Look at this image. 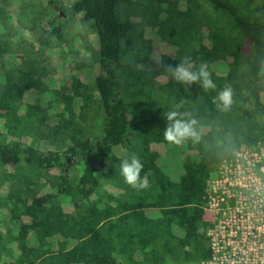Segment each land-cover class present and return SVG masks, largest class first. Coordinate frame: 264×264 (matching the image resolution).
I'll return each instance as SVG.
<instances>
[{"label":"trees","instance_id":"obj_1","mask_svg":"<svg viewBox=\"0 0 264 264\" xmlns=\"http://www.w3.org/2000/svg\"><path fill=\"white\" fill-rule=\"evenodd\" d=\"M176 4L0 0V264L211 257L208 182L242 145H264V0ZM185 59L207 63L216 89L172 79L165 66ZM172 110L198 141L164 140ZM130 155L145 188L120 175Z\"/></svg>","mask_w":264,"mask_h":264},{"label":"built area","instance_id":"obj_2","mask_svg":"<svg viewBox=\"0 0 264 264\" xmlns=\"http://www.w3.org/2000/svg\"><path fill=\"white\" fill-rule=\"evenodd\" d=\"M211 257L203 264H264V145H242L208 182Z\"/></svg>","mask_w":264,"mask_h":264},{"label":"clouds","instance_id":"obj_3","mask_svg":"<svg viewBox=\"0 0 264 264\" xmlns=\"http://www.w3.org/2000/svg\"><path fill=\"white\" fill-rule=\"evenodd\" d=\"M165 70L178 83L187 86L198 83L205 91L216 89V84L212 79V73L207 63H200L198 66L193 67L185 59L175 66L166 65ZM213 103L217 104L218 107L227 109L233 103L232 87L226 85L222 90L218 91L216 96L213 97ZM185 115L175 110L164 113V118L168 121V125L163 132L165 141L179 145L189 138L199 140V134L196 130L197 121L195 119H185ZM142 168L143 165L140 159L135 155H130L121 160L120 175L123 176L127 184L134 188L142 189L148 186L147 175L143 178L140 176Z\"/></svg>","mask_w":264,"mask_h":264},{"label":"rangeland","instance_id":"obj_4","mask_svg":"<svg viewBox=\"0 0 264 264\" xmlns=\"http://www.w3.org/2000/svg\"><path fill=\"white\" fill-rule=\"evenodd\" d=\"M170 1H171V4L175 5V7L177 6V4H176V1H177V0H170ZM142 2L145 3V4H146V3H147V4H150V6H156V5H157V0H142ZM167 3H168V5H169V2H167ZM61 4H62V3H59V4L55 5V6H54V9L56 8V6H58V7L61 6ZM203 4H204V3H203ZM121 5H124V4H120V6H121ZM142 5H144V4L141 3V5H138V8H137V9H134V13H133V14H138L139 12L142 13V9H141ZM181 5H182V2H181ZM120 6H119V7H120ZM170 6H171V5H170ZM118 9H119V8H118ZM120 9H121V8H120ZM122 9L124 10V9H126V8L124 7V8H122ZM48 10H49V12H51L52 14H54V12H53V10H52L51 8H49ZM57 11H61V9L59 8ZM124 13H127V10H125ZM162 16H163V14H162ZM70 17H71V20H70L69 24L71 23V26L73 27V22H74V20H76V18H75L74 16H71V15H70ZM70 17H69V18H70ZM172 19H174V18H172ZM72 21H73V22H72ZM140 26H141V25H140ZM73 29H74V27H73ZM73 29H72L71 32H72V33H75V32H76V28H75L74 30H73ZM140 29H141V28H139V30H140ZM90 35H91L90 39L93 40L94 35H93V34H90ZM92 36H93V37H92ZM137 38H138V40H137L138 46H139V44H141V46H139V48H141V49L143 48V49H144L145 44H144V41H143V39H142V36H140V37L137 36ZM88 39H89V38H88ZM71 41H72V40H70L69 42H71ZM88 41H89V42H87V40L85 41V42H87L88 46H89V45H92V46H94V48H95V44H93L90 40H88ZM75 44H76V42H75ZM89 47H90V46H89ZM143 52H144V51L142 50V54H143ZM94 124H95V122H94ZM94 124H93V125H94ZM96 124H97V123H96ZM95 130H97V128H96ZM66 155H67V157H69V158L71 157L70 154H66ZM74 163H75L74 160L70 158V164H71V166L74 165Z\"/></svg>","mask_w":264,"mask_h":264},{"label":"water","instance_id":"obj_5","mask_svg":"<svg viewBox=\"0 0 264 264\" xmlns=\"http://www.w3.org/2000/svg\"><path fill=\"white\" fill-rule=\"evenodd\" d=\"M56 9H59V7L58 6H56ZM61 13H63V11H60ZM93 165H100V166H105L106 165V163H102V162H100L99 160H94L93 161Z\"/></svg>","mask_w":264,"mask_h":264},{"label":"flooded vegetation","instance_id":"obj_6","mask_svg":"<svg viewBox=\"0 0 264 264\" xmlns=\"http://www.w3.org/2000/svg\"><path fill=\"white\" fill-rule=\"evenodd\" d=\"M72 156V155H71Z\"/></svg>","mask_w":264,"mask_h":264}]
</instances>
